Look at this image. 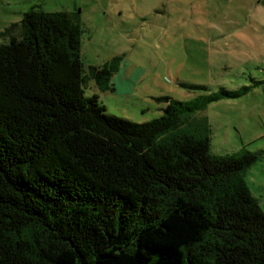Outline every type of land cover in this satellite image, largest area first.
Returning <instances> with one entry per match:
<instances>
[{
    "label": "trees",
    "instance_id": "obj_1",
    "mask_svg": "<svg viewBox=\"0 0 264 264\" xmlns=\"http://www.w3.org/2000/svg\"><path fill=\"white\" fill-rule=\"evenodd\" d=\"M17 29L0 45V264H264L245 181L264 151L217 155L195 117L252 86L160 97L135 123L86 95L113 90L122 58L86 68L78 14L32 9Z\"/></svg>",
    "mask_w": 264,
    "mask_h": 264
},
{
    "label": "rangeland",
    "instance_id": "obj_2",
    "mask_svg": "<svg viewBox=\"0 0 264 264\" xmlns=\"http://www.w3.org/2000/svg\"><path fill=\"white\" fill-rule=\"evenodd\" d=\"M32 9L79 15L86 68L122 58L113 90L101 91L94 80L85 88L108 114L141 124L162 115L166 104L157 98L191 102L252 86L246 96L214 102L195 117L208 118L217 155L264 151V84L255 82L264 80L258 0H0V45L19 34L3 35ZM245 181L264 211V156Z\"/></svg>",
    "mask_w": 264,
    "mask_h": 264
},
{
    "label": "crops",
    "instance_id": "obj_3",
    "mask_svg": "<svg viewBox=\"0 0 264 264\" xmlns=\"http://www.w3.org/2000/svg\"><path fill=\"white\" fill-rule=\"evenodd\" d=\"M258 3H260V6L262 7V9L264 10V6L261 3H264V0H258ZM261 9V10H262Z\"/></svg>",
    "mask_w": 264,
    "mask_h": 264
}]
</instances>
